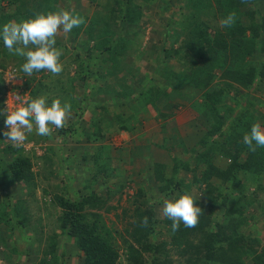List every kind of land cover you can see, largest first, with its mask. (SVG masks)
<instances>
[{"label": "trees", "instance_id": "1", "mask_svg": "<svg viewBox=\"0 0 264 264\" xmlns=\"http://www.w3.org/2000/svg\"><path fill=\"white\" fill-rule=\"evenodd\" d=\"M30 1L0 0V33H2L4 24L11 19L18 21L22 17L27 20V18L32 19L39 14L47 15L49 12L57 10L55 4L58 0H44L42 6L35 7L34 10L31 7V11L27 9L23 12L22 9ZM86 1L102 8V12L94 15L81 14L85 23L74 27L70 33L76 37L83 30V25H86L84 33L88 35V40L96 39L101 46L100 52L105 53L106 56L102 53L98 55L88 53L85 58L76 54V62H79L74 68V79H79L80 87L89 84L93 89L104 90L106 86L99 87L95 82H98V79L109 78L119 67L105 66L101 68V66L107 62L116 64V59L124 51V49H120L121 45L118 49L116 46L110 45L111 42L113 44L115 33L110 28L108 29V25L117 23V25H133L134 28H138L139 25H143L140 22L145 14L144 11H146L144 5L149 4L152 0ZM2 2H6V6L1 5ZM204 2H207L203 7L205 12L200 14L201 12L198 11V14L193 13L186 17V21L184 20L186 24L184 23L182 27L185 31L182 32L184 37L181 42L175 47L162 48L161 55L155 61L158 71H161L159 76L164 78L165 82L158 85L154 79H151L145 85H141V88H138L137 92L135 91V95L133 92L131 96L128 89L126 91L128 97H124L145 106L151 104V107L156 110L161 96L165 99V103L173 100L175 95L185 94L184 96L190 99L194 93L201 98V102L195 101L193 105L200 107L205 112L210 122L209 127L200 134L199 145L190 150L194 154L193 158L179 162L180 159L176 157L178 160L174 161L173 167L175 168L174 174L180 166L185 171L192 172L193 177L187 183L183 177L175 174L167 178L165 187H163L164 184L161 185L162 187H158L160 192L166 194V189L172 183L174 186L171 187L172 191L181 190L179 191V196H181L185 193L190 194L191 188L198 184L201 195L206 200V203H203L194 198L195 203L203 210L199 223L195 228H186L181 222L179 230L173 232L172 221L166 217H156L155 207L145 200V202L143 201L145 190L139 187L133 191V200L138 201L137 198L140 199V197L142 200L138 203L139 207L134 210L135 218L129 227L125 228L126 237L118 229L114 230L107 226L98 213L85 212V207L95 208L98 203H101L91 189L87 190L84 195L73 198L55 195V202L62 210L58 218V226L64 236L68 238L67 240L74 243L80 264H116L121 257V248L117 244L116 234L120 236L124 247L123 252L126 254L127 260L130 261L129 264L148 263V260L146 261L143 256L145 253L154 264H171L172 261L166 255V242L164 240L155 242L149 238L151 235L156 236L155 226L159 224L161 227L164 224L169 226L167 228L170 235L169 243L175 246L177 252L184 258V264H243L246 257H250L254 264H264V247L258 252L257 249H253L251 241L255 242V240L248 231L250 227L261 221V214L264 215V183L262 181L264 147H257L253 152L243 143V136L250 133L253 124L259 123L264 128V113H258L257 110L258 106H264V101L255 95L259 91L260 85L264 83V59L262 57H258L256 60L252 59L254 53H259L261 56L264 54V37L260 36V29L264 28V16L260 17V21H257L259 12H255L256 16L251 14V20L247 26H244L241 23V13L239 12V7L243 4L242 0H207ZM213 4L216 5V11L210 7ZM10 6L12 10L16 9V12L7 13L6 8H10ZM36 9L39 11L36 12ZM206 10H209L210 14L206 13ZM18 12H21V17ZM231 12L236 13L235 23L230 27H222L220 21ZM187 18L189 19L187 20ZM96 25L102 26L101 29L97 28L98 34L94 32ZM246 30L249 31V35L246 34ZM13 57L20 58L8 53L2 36H0V58H5L0 62V68L6 69L7 61ZM99 57L103 58V63L92 66L90 62L88 64L86 62L87 58ZM169 58L175 61L177 64L175 67L163 61V59ZM20 61L25 60L21 59ZM20 69L19 71H21ZM0 76L2 77L1 72ZM72 77L68 76V78ZM31 79L32 77H25V82L29 83ZM156 79L161 80L159 77ZM140 82L136 81L131 85ZM39 83L29 90L27 100L42 95L40 87H37L40 85ZM113 84L114 86L107 85L110 90L117 86H122L126 90L127 86H131L127 83L126 78H115ZM180 86H182V91L178 90ZM22 90L25 91L24 86ZM4 92L0 90L1 100L4 99ZM83 97L85 98V96ZM229 100L230 102H228ZM112 101L114 102L116 99ZM48 103L50 102L47 99V105ZM2 105L3 103L0 104V109ZM77 110L75 114L78 120L81 118L82 112ZM5 118L3 116L4 120ZM125 120H131L133 124L126 125ZM136 121L139 123L134 113L127 111L123 120L118 123V127L122 130H129L136 127ZM80 124V122L78 124L71 122L67 126V130L61 128L59 133L62 136H71V133L79 132V139L75 144H72V147L67 145L65 149L68 148L69 153L67 154L70 156L73 154L70 153L71 148L74 153L77 151L83 164L85 162L94 164L95 169L91 174V176L94 175L93 180L85 177V183H83V187L89 188L92 187L93 182H96L99 175L111 176V158L107 152L104 154L98 145L95 148L96 152L92 154L85 149L86 146L81 143V138L93 143L102 140L104 134L99 129L87 132ZM1 126H5L4 122ZM5 131H7V127ZM166 142L167 140L164 139L161 146L167 148ZM179 146L183 147V153H187L188 149L184 144ZM4 148L2 150L7 154H13V159L6 167L7 172L4 176L7 179H5L10 183L28 184L31 182L35 174L32 170L30 157L23 153L22 147L14 146L11 141H8ZM219 155L226 158L225 163L216 160ZM202 163L204 166L199 174L197 169ZM149 164L151 168H157L156 176L159 179L163 178L166 162L163 164L150 161ZM241 177L244 179L243 181ZM213 179H217L219 182L215 183ZM124 186L125 183L120 188L123 189ZM207 206L211 209L205 213ZM251 206L256 207L258 212H251L249 210ZM213 208L219 209L221 215L213 213L215 210ZM124 213L126 214V211ZM17 214L21 216L20 213ZM145 216L149 219L147 227L140 224ZM21 220L22 223L26 221L25 219ZM0 222L10 223L4 206L0 210ZM0 242L5 244L3 238H0ZM13 251L17 250L13 248ZM55 252L56 244L49 251L50 254H53V262L59 260L58 254ZM159 256H162L161 259Z\"/></svg>", "mask_w": 264, "mask_h": 264}, {"label": "crops", "instance_id": "2", "mask_svg": "<svg viewBox=\"0 0 264 264\" xmlns=\"http://www.w3.org/2000/svg\"><path fill=\"white\" fill-rule=\"evenodd\" d=\"M204 1L207 0H152L149 4L144 5L146 8L144 13L151 14L150 17L149 15L144 14L141 19L140 24L143 25H140V28L144 27V29H139V27L134 28L133 25H117V23L114 25H108V29L110 28L115 33V36H113V44L111 42L110 45L116 46V49H118L120 47L119 45H121L120 49H124V51L121 56L116 59V64L107 62L101 66V68L105 66L119 67L117 71L115 69L116 72L111 74L112 76L109 78H105V80L98 79V82H95L99 87L106 86L104 90L93 89L89 84H84L83 87H80L79 79H74V86H70L68 83H65L68 76H73L72 78H74V68L76 66L77 57L76 54L86 58L88 53H94V55L102 53L100 52L101 46L98 44L96 39L90 38V41L88 40V35L84 33L86 25H83V30L76 37L72 36L70 32L64 33L62 28L57 33L55 37V47L62 49L63 53L60 57V63L63 65V71L60 74L54 75L49 73L47 70L39 71L41 74L37 73L39 78L43 76V79L39 83L40 85L37 87H40L42 95L47 96L48 102H50L48 105H50L54 99H60L62 93L65 92L70 95L69 100L75 98V100H73L74 104L72 105L70 103L72 107L71 114L66 122L67 126H69L71 122H77V124L80 122L81 127L86 129L87 132L99 129L101 133L104 134V138L102 140L93 143L87 142L84 138H81V143L86 146L85 149L92 154L93 152H96L95 148L98 145L100 150L102 149L104 154L107 152L108 156L111 158L112 169L110 173L112 176H123L125 179H132L137 188L144 187L143 189L145 191L147 190L146 187H149V183H155V187L157 188L162 187L161 185H165L167 182V178L175 174L183 177L187 183L192 179L193 173L185 171V169L180 166L174 174V161L178 160L176 157L180 159L178 160L179 162L191 160V157L193 158L194 154L191 153L190 150L199 145L196 137L199 138L200 134L206 131L210 122L205 112L200 107L198 108L196 106L194 108L193 104L195 101L201 102V98L198 95H194V93L193 97L190 99L184 96L185 94L181 95L182 97L175 95V98L169 101V103H165V99L161 96L158 100L157 110L151 107V104H149L150 106H145L133 99L128 100L124 97H128L126 94L128 89L130 90L131 96L133 92V95H135V91L137 92L138 88H141V85H145L147 81H151V79H154L158 85L165 82V79L159 76L161 71H158L157 62L155 61L161 55L162 48H169L171 46L175 47L181 42L184 37L182 32L185 31L182 29L183 24L185 23L184 20L193 13L198 14V11L201 12L200 14L205 12L203 7L206 6L207 2ZM55 5L57 8L55 12L66 10L71 12L73 15H94L102 12V8H99L97 5H94L86 0H58ZM39 6L40 4L36 7ZM215 6V4L212 6L210 5V7H213L214 9L216 8ZM13 7L15 6L13 5ZM27 9H30L31 11L30 3H27L22 11L25 12ZM6 10L9 14H11V12H16V9L12 10L11 6L10 8L7 7ZM37 10L39 11V9H36V12ZM239 12L241 13V23L244 26H247L251 20V14H254L255 16L257 15L255 12H259V16H257L256 20L260 21V17L264 16V0H243L242 6L239 7ZM18 13L21 15V12ZM206 13L210 14L209 10H206ZM216 13L218 15V12ZM28 19L30 18H27V20ZM188 19L189 18H187V20ZM21 21H24L22 17L18 21L13 19L9 22L19 23ZM161 22H163V24H161ZM101 27V25H96L94 32L98 34L97 28L101 29ZM145 30L149 31L146 37L144 34L146 33ZM60 33H62L61 36L59 35ZM138 33L139 35H137ZM156 34L159 35L156 36ZM246 34L249 35L248 30H246ZM125 36L130 38V40L128 41L127 38H123ZM136 36H142V47L140 45V40H136ZM260 36L264 37V28L260 29ZM148 39H150V41L144 45V41ZM257 41L259 42V40ZM118 42H121V44H118ZM138 46L141 47V50ZM88 48H90L89 51ZM102 54L106 56L105 53ZM0 59L2 61L5 60V58ZM13 60H15L14 57L11 60H8V62H14ZM163 61L170 66L173 65L175 67L176 65L172 58L166 60L163 59ZM86 62L87 64L90 62V65L94 66L103 63V58H87ZM144 67H147L146 69L148 70H144ZM101 68L99 69L101 70ZM38 76H36V78H38ZM113 77L119 79L126 78L129 85L133 82L136 83V81L141 82L139 84H134L133 86H127L126 90L122 86H117L115 89L110 90V87L107 85L114 86L113 81L115 78ZM156 77H159L161 80H157ZM21 80L22 79H17V81H20V83H17L22 85L23 83H21ZM26 89L27 88H25V90ZM178 90L182 91V86H180ZM255 95L259 96V98L264 101V83L260 85L259 91L256 92ZM83 96H85V98ZM114 96H116V98H113ZM120 98L124 99L121 100ZM113 99H116V101L113 102ZM76 110L78 112H82L81 118H78V120L75 114ZM257 110L258 113L264 112V109H261V106H258ZM127 111L133 112L139 123L136 121L135 128L122 130L118 127V123L123 120V116L127 114ZM124 123L129 126L133 124L131 120H125ZM44 137L45 136H38L39 139L48 141L44 140ZM66 137L68 138V145L75 144L77 139H79V136H73L72 134L71 136ZM164 139L167 140V148L161 146ZM62 140H65L64 136L57 137L56 141L54 139L52 140V151L59 152L61 156L63 154L67 155L69 152L68 148L62 149V145L60 148L58 147L59 142ZM112 140L115 141L114 144H112ZM118 142L120 143V146H117ZM100 144L104 145L102 146ZM181 144H184L187 147V153L182 152L183 147L179 146ZM123 151L127 152L125 156H122L121 152ZM61 156L57 155L59 160ZM114 159L118 160V162L116 161V163L113 164L112 160ZM120 160L127 161L128 164L130 163L134 166V170H137V172L134 173L135 176H137L138 173L140 174L139 176L144 175L145 169L148 167L147 165L150 161L163 164L166 162V167H164L165 174L163 178L159 179L156 176L157 168H151L149 166L150 173H146V177L149 181H143V176L140 177L139 180H136V177L133 178L132 173H130L131 176L129 174L124 175L125 169H122L124 161L120 164ZM216 160L221 161L222 163L226 162V158L220 155L217 156ZM135 164L138 166L135 167ZM203 166L204 165L202 163V165L198 167L197 173L200 174ZM148 169H146V171H149ZM262 175V181L264 183V173ZM188 176H190V178ZM243 180L244 179L242 178V181ZM213 181L215 183L219 182L217 179H213ZM195 186L196 190L200 189L198 184ZM201 187H203V185H201ZM251 189L253 190V187ZM158 192H160L159 188ZM172 195H168L166 193L165 197L168 200H172ZM179 195L180 194L178 193L176 199L180 197ZM200 197L204 198L202 195ZM158 206L159 204L154 206L156 211ZM252 208V206L249 207V210H252ZM161 218H164V216ZM260 219L261 221L258 223L261 222L263 224V232L261 236L264 237L263 214H261ZM243 264H254V262L250 257H246Z\"/></svg>", "mask_w": 264, "mask_h": 264}, {"label": "rangeland", "instance_id": "3", "mask_svg": "<svg viewBox=\"0 0 264 264\" xmlns=\"http://www.w3.org/2000/svg\"><path fill=\"white\" fill-rule=\"evenodd\" d=\"M43 2L44 0H31L30 4L34 10L38 4L42 6ZM1 5L6 6V2H2ZM146 15H149L150 17L151 14ZM12 20L13 19L9 21ZM161 24H163V22H161ZM139 29H144V27L140 28L139 25ZM146 30V33H144L145 37L149 32ZM59 35L61 36L62 33ZM137 35H139V33ZM158 35L159 34H156V36ZM135 38L136 40H140V45L142 47V36H136ZM127 39L128 41L130 40V38ZM148 41H150V39L144 41V45H146L145 43ZM141 47L138 46L140 50ZM253 56V60H256L258 57H262V59H264V54L261 56L259 53H254ZM21 59L24 60V58L20 57L17 58V60H13L14 62L7 61V66L14 67L18 70L17 76L23 77L22 81H24V84L20 85V89L21 87L25 86V88H27L26 90L29 91V89L34 88L36 84L41 82L43 76L39 78L37 75L39 72H35L32 74L33 76H29L32 77L31 81L26 83L25 77L28 76L22 71H19L20 67L25 62L20 61ZM0 62H2L1 59ZM78 62L79 61L76 62V65ZM16 64H18V66H16ZM146 68L144 70H148ZM36 76H38V78H36ZM3 80L4 79L0 76V90L5 91V88L3 87ZM15 82L20 83V81ZM65 83H68L70 86H74V78H68L65 80ZM1 97L2 95L0 94V100ZM69 98L70 95H68L66 92L62 93L60 97L61 105L63 106L65 102L71 103L73 105V100H75V98L72 100H69ZM1 101L0 104L3 103V105L1 106L0 111H3L7 107L5 106V102L3 100ZM228 102H230V100ZM6 103L9 104L10 107L13 106L11 100L9 101V99H6ZM193 106L195 108V105ZM261 109H264V106H261ZM3 116L4 115H0V210L3 206L5 207V211L9 216L10 223L0 222V238H3L5 241V244L0 242V264H80L78 251L74 243L71 240H67L68 238L64 236L58 226V218L61 215L62 210L55 202V195L73 198L74 196L84 195L87 190L91 189L93 194L96 195L97 199L100 200L101 203H98V206L95 208L85 207V212L91 211L98 213L107 226L114 230L118 229L127 237L125 228L129 227V224L135 218L134 210L139 207L138 203L142 200L141 197L140 199L137 198L138 201L133 200V191H136L137 187L133 183L132 179H125L123 176L120 177L112 175L109 177H103V174H101L98 176L96 182H93L92 187H83V183H85V177H89L93 180L94 175L91 176V174L95 169L94 164L91 162H85V164H83L82 160L79 159L80 156H78L77 151L74 153L72 148L70 153L73 154L71 156L70 154H63L61 156L59 152L52 151V140L54 139L56 141L57 137L62 136L59 133L60 129L50 125L52 128V134L50 136H45L46 138L44 140L48 141H43L38 138L39 135H37L34 125L33 132L27 134V140L25 141L24 146H21L24 150L23 153L28 155L31 159L32 170L35 174L34 179L28 184L10 183L6 180L7 177L4 175H6L7 172V164L13 159V154H7L2 150L5 149L4 147L8 142V140H6L7 138L3 135L6 126H1V124L4 122ZM63 129H68L67 123ZM71 134L73 136L80 135L78 131H75V133L73 132ZM64 139L65 140L59 142V148L61 145L62 149L66 148V145L69 144L67 142L68 138L66 136H64ZM196 139L198 143L199 138L196 137ZM111 142L114 144L115 141L112 140ZM69 146L72 147V144ZM117 146H120L119 142ZM121 153L122 156L127 154L126 151ZM57 155L61 156L60 160L58 159ZM116 161L118 162V160L114 159L112 160V163L114 164ZM122 161L124 160H120L119 163L121 164ZM137 166L138 165L135 164V167ZM147 166L148 167L146 169L149 168L150 164ZM133 167L134 166L132 164H128L127 161H124V165L122 167V169H125L124 175H130V173H132L133 178L136 177V180H139L140 177L143 176V181H149V179L146 177V173H150V168L148 169L149 171H146L145 169V174L142 176H139L140 174L138 173L137 177L134 175L137 170H134ZM188 177L190 178V176ZM124 183L125 186L123 189L118 187L122 186ZM149 184V187H146L147 190L143 196V201L145 200L148 204H152L153 206L159 204L156 211V217L161 218L163 216V203L168 199H166L165 194L158 192V188L155 187V183ZM168 187L169 188L166 189V193L168 192V195L173 194L172 200H175L178 196V191L181 190L172 191L171 187H174L173 184ZM143 188L144 187H142V189ZM190 193V195L193 197H197V199L206 203V200L200 197V189L196 190V186L190 190ZM207 207L208 208L206 209L205 213H207L208 209H211L209 206ZM213 209H215L213 210V213L221 215L219 209ZM124 211H126V214ZM250 211L254 213L258 212L256 207H253ZM17 213H20L22 218L21 216H18ZM21 219H25V223H22ZM155 227L157 231L156 236L151 235L149 238L155 242L163 240L166 242V255L167 258L172 261L171 264H184V258L177 252L176 247L169 243L170 235L167 231L169 226L164 224L161 227L159 224ZM262 227L263 224L261 222H257L255 226L250 227L248 230L250 231L249 234L252 235L253 239L255 240V242L251 241V245L253 249H257V252L259 250L261 251V248L264 247V237L261 236L263 232ZM115 238L117 244H119L121 248V257L116 264H129L130 261L127 260V256L123 252L124 247L121 243L120 236L116 234ZM55 244V253L58 254L59 257L57 262L52 261L53 254L49 253L50 249L54 247ZM13 248H15L17 251L14 252ZM143 256L146 261L148 260V263L146 262L145 264H154L151 262L146 253L143 254ZM159 257V259H161L162 256Z\"/></svg>", "mask_w": 264, "mask_h": 264}, {"label": "clouds", "instance_id": "4", "mask_svg": "<svg viewBox=\"0 0 264 264\" xmlns=\"http://www.w3.org/2000/svg\"><path fill=\"white\" fill-rule=\"evenodd\" d=\"M235 20L236 13L231 12L220 21V24L222 27H230ZM84 23L83 17L61 10L49 12L47 15L39 14L35 18L19 23L8 22L4 24L0 36L10 55L24 58L25 62L20 70L25 75L31 76L34 72L42 70L58 75L63 71V65L60 63L63 53L62 49L55 47V37L61 28L64 33H68L74 27ZM15 101H19V104L11 107L7 104V108L0 111V115L6 114L4 124L9 129L3 135L16 147L24 146L27 134L33 132L34 125L37 135L50 136L52 134L50 125L57 129L63 128L71 114L70 103L65 102L62 106L60 99H54L48 106L45 95L26 100L23 96L16 94ZM243 143L253 152L257 147H264V128L259 123L253 124L250 133L243 136ZM195 201L194 197L188 193L181 195L178 199L164 201L162 213L164 217L172 221L173 232L179 230L181 222L186 228H195L198 225L203 210ZM140 224L147 227L148 217H143Z\"/></svg>", "mask_w": 264, "mask_h": 264}, {"label": "built area", "instance_id": "5", "mask_svg": "<svg viewBox=\"0 0 264 264\" xmlns=\"http://www.w3.org/2000/svg\"><path fill=\"white\" fill-rule=\"evenodd\" d=\"M17 69L14 67H7L6 69H1L0 72L2 73V77L4 79V85L3 87L5 88L4 92V99L3 101L5 102V106L7 107L6 99L11 100L12 105H16L19 103V101H15V95H21L23 96L26 100L29 97V93L27 91H23L22 87L20 89V85L17 82V79L19 78L17 75ZM22 83V81H21ZM25 92V93H24ZM26 94V95H24ZM9 130V129H8Z\"/></svg>", "mask_w": 264, "mask_h": 264}]
</instances>
